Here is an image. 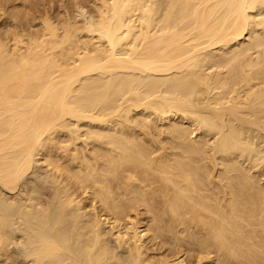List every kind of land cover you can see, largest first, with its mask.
Listing matches in <instances>:
<instances>
[{
    "label": "bare ground",
    "instance_id": "obj_1",
    "mask_svg": "<svg viewBox=\"0 0 264 264\" xmlns=\"http://www.w3.org/2000/svg\"><path fill=\"white\" fill-rule=\"evenodd\" d=\"M43 1L0 0L1 259L264 264V0Z\"/></svg>",
    "mask_w": 264,
    "mask_h": 264
},
{
    "label": "rangeland",
    "instance_id": "obj_2",
    "mask_svg": "<svg viewBox=\"0 0 264 264\" xmlns=\"http://www.w3.org/2000/svg\"><path fill=\"white\" fill-rule=\"evenodd\" d=\"M48 1H50L51 2V4H50V2H48ZM54 1V2H53ZM61 1V2H60ZM83 1L84 0H75V1H73V2H70V0H44L42 3H43V6H42V4H41V6L42 7H49L55 14H58L57 13V10L56 9H58V12H61V13H63L64 12V7L69 3L70 5H68V6H70V7H72V6H74V5H77V6H74V7H77L76 9L78 10H82V7H83ZM47 2V3H46ZM53 2V3H52ZM63 2V3H62ZM76 2V3H75ZM58 3V4H57ZM71 3H72V6H71ZM74 3V4H73ZM49 4V6H47ZM66 4V5H65ZM45 5V6H44ZM52 5V7H50ZM54 5V6H53ZM59 5V6H58ZM79 5H81V6H79ZM63 7L62 9L61 8H59V7ZM79 6V7H78ZM54 8H55V11H54ZM81 8V9H80ZM60 9V10H59ZM75 9V8H74ZM52 12V13H53ZM209 140H211V143H213L214 141H215V137L214 136H210V139ZM29 177V176H28ZM27 177V178H28ZM26 178V179H27ZM263 181H264V177H263ZM18 247L16 246V245H14V244H12V245H10L9 247H7V248H5V256H7L8 257V259H6V257L4 256V258H3V256H2V259H1V257H0V261L1 260H3V261H1V262H3L2 264H5L6 262H8L7 264H11V262H12V264H29V262H30V260H29V258L28 257H26V256H24L23 254H20V252H18ZM121 249V248H120ZM187 254H185V256H186ZM11 260V261H10ZM6 261V262H5ZM10 261V262H9ZM1 262H0V264H1Z\"/></svg>",
    "mask_w": 264,
    "mask_h": 264
}]
</instances>
